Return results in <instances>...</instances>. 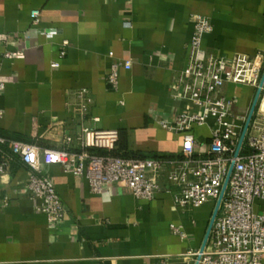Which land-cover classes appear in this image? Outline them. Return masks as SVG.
<instances>
[{"label":"crops","instance_id":"0c3cea01","mask_svg":"<svg viewBox=\"0 0 264 264\" xmlns=\"http://www.w3.org/2000/svg\"><path fill=\"white\" fill-rule=\"evenodd\" d=\"M193 14L212 24L202 38L204 49L224 55L264 52V0H0V75L7 80L0 91V136L39 150L76 151L87 125L117 130V153L177 157L182 134L158 121L193 109L172 97L186 62ZM63 39L68 45L59 59ZM109 51L131 64L119 68L116 90L105 80ZM56 60L59 66L52 68ZM80 88L92 98L83 117L74 96ZM225 91L236 111L249 107L251 86L227 83ZM192 132L196 149L205 151L208 127ZM0 149L1 159L9 149L7 144ZM39 167L54 184L64 219L50 225L35 210L26 188L29 168L12 157L0 173V264H194L211 202L181 213L165 181L151 199H138L116 186L91 193L84 178L59 165L40 159ZM170 224L181 225L185 237Z\"/></svg>","mask_w":264,"mask_h":264},{"label":"built area","instance_id":"2783aa9c","mask_svg":"<svg viewBox=\"0 0 264 264\" xmlns=\"http://www.w3.org/2000/svg\"><path fill=\"white\" fill-rule=\"evenodd\" d=\"M31 16L33 22H37L39 11L31 10ZM191 19L186 62L175 79L172 97L186 100L193 109L158 121L163 129L182 134L177 157L112 155L118 139L117 130L83 125L80 147L76 151L39 150L33 143L0 136V145L7 144L9 149L0 159V173L6 170L8 161L14 156L25 164L29 168L26 188L35 210L43 213L50 225H58L66 209L51 178L41 173L40 159L44 164H57L64 171L84 178L90 192L96 194L116 186L135 198L151 199L165 181L173 204L181 213L206 202L212 203L213 210L232 163L206 243L193 255L197 264H264V110L260 108L264 82L239 147L250 105L244 111H236V103L225 91L226 84L233 83L251 86L254 93L264 69V52L224 55L204 49L202 38L212 30L210 19L200 14L191 15ZM42 34L48 38L52 36L50 30H43ZM67 45L68 41L63 39L59 59L65 56ZM108 56L111 61L105 80L109 88L116 90L119 68L128 69L131 64L129 60L116 59L112 51ZM50 66L57 68L59 61H52ZM6 81L0 75V91ZM74 96L76 111L83 117L92 98L86 88L78 89ZM93 120L98 118L93 117ZM199 126L208 127L203 152L196 149L198 140L192 132ZM170 229L185 237L181 225L170 224ZM160 264L167 263L161 261Z\"/></svg>","mask_w":264,"mask_h":264},{"label":"water","instance_id":"95a60500","mask_svg":"<svg viewBox=\"0 0 264 264\" xmlns=\"http://www.w3.org/2000/svg\"><path fill=\"white\" fill-rule=\"evenodd\" d=\"M263 82H264V69L262 71L261 78H260V81L258 83V87L256 88L254 96H253V99L251 101V104H250V107H249V110H248V113H247V117H246L245 123L243 125V129H242V132H241V135H240V138H239L238 147L240 146V144L242 142L244 131H245V129H246V127H247V125H248V123L250 121V118L252 116V113H253V111L255 109L258 97L260 95V89H261V86H262ZM231 169H232V163L230 164V166L228 168V172H227V175H226L225 180L223 182V185H222V188H221V192H220V194H219V196H218V198H217V200L215 202L214 208H213V210L211 212L210 219H209V222L207 224V228H206L202 243H201V245L199 247L200 251L203 249V247H204V245L206 243V240H207V237H208V234H209V230L211 228L213 219H214V217L216 215V212H217V209H218V205H219L220 199L222 197V193H223V191L225 189L226 182H227V179H228V176H229V173H230ZM194 264H197V259L195 260Z\"/></svg>","mask_w":264,"mask_h":264},{"label":"trees","instance_id":"16d2710c","mask_svg":"<svg viewBox=\"0 0 264 264\" xmlns=\"http://www.w3.org/2000/svg\"><path fill=\"white\" fill-rule=\"evenodd\" d=\"M118 140V139H117ZM117 143V142H116ZM111 154L112 155H115V156H125V157H130V156H127V155H125V154H120V153H117L116 151H115V148L111 151ZM154 156H152V158H153ZM139 158H147L146 156H140ZM151 158V157H150Z\"/></svg>","mask_w":264,"mask_h":264},{"label":"bare ground","instance_id":"6f19581e","mask_svg":"<svg viewBox=\"0 0 264 264\" xmlns=\"http://www.w3.org/2000/svg\"><path fill=\"white\" fill-rule=\"evenodd\" d=\"M260 108H261L262 110H264V97H263V99H262V101H261Z\"/></svg>","mask_w":264,"mask_h":264},{"label":"rangeland","instance_id":"374dc122","mask_svg":"<svg viewBox=\"0 0 264 264\" xmlns=\"http://www.w3.org/2000/svg\"><path fill=\"white\" fill-rule=\"evenodd\" d=\"M254 93H255V92H254ZM254 93L251 95V100H250V102H251L252 99H253ZM263 97H264V94H263ZM263 97H262V99H263ZM261 101H262V100H261Z\"/></svg>","mask_w":264,"mask_h":264}]
</instances>
